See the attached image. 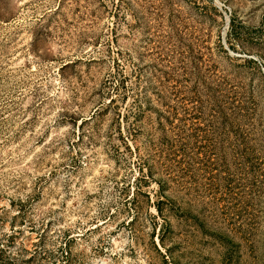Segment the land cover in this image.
<instances>
[{
	"label": "rangeland",
	"instance_id": "rangeland-1",
	"mask_svg": "<svg viewBox=\"0 0 264 264\" xmlns=\"http://www.w3.org/2000/svg\"><path fill=\"white\" fill-rule=\"evenodd\" d=\"M0 264H264V0H0Z\"/></svg>",
	"mask_w": 264,
	"mask_h": 264
}]
</instances>
